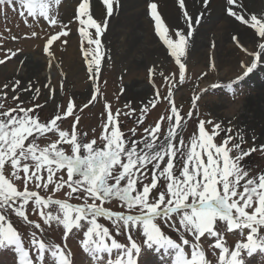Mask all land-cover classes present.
Returning a JSON list of instances; mask_svg holds the SVG:
<instances>
[{"label":"snow or ice","instance_id":"obj_1","mask_svg":"<svg viewBox=\"0 0 264 264\" xmlns=\"http://www.w3.org/2000/svg\"><path fill=\"white\" fill-rule=\"evenodd\" d=\"M61 3L62 0H0V10L6 13L10 6L15 10L18 4L23 9L19 15L29 28L43 21L59 26L60 30L47 39V45L51 46L60 37H65L61 43H67L71 31V21L66 23L60 16ZM103 3L107 17H112L114 3L118 5L119 0H103ZM202 3L207 9L209 0ZM226 4L229 16L249 25L264 38V19L256 15L246 19L239 10L234 11L231 6L242 7L238 0H226ZM149 7L156 34L179 66V83L183 84L186 64L182 57L186 56L194 25L201 23L204 13L194 18L185 8V0H178L185 29L166 24L155 2ZM74 19H78L81 26L79 36L88 45L95 46L87 70L98 75L103 59L99 37L108 28V20L98 22L93 18L90 0H81ZM87 29H95V32L89 33ZM31 36L37 37V31L33 30ZM258 48L259 51L248 52L255 58L250 65L241 62L243 75L227 85L229 91L234 92L233 86L264 59V43H259ZM45 51L54 58L55 49ZM9 52L11 56L17 54L11 49ZM84 54L86 58L89 56L87 51ZM3 63L4 60H0V64ZM20 85L21 81L16 80L12 84L5 83L3 89H10L14 93L12 99L17 100ZM31 87L22 91H29ZM212 87L216 89L221 85ZM35 91L38 95L40 88ZM171 96L169 91V102ZM38 107L41 105L5 108L0 102V250H13L18 264H47L46 254L54 264H73L71 250L66 251L69 234L82 237L80 244L91 264H140L145 248L158 254L161 264H245L246 257L257 252L264 254V174L249 177V172L241 165L243 157L255 149L239 151L230 158L231 149L213 144V137L205 133L203 121L199 123V137L192 138L190 147L182 138L177 146L174 141L181 117L175 106L171 109L173 115L167 117V133L162 138L160 123L145 127L146 135L140 139L132 138L136 128L130 129L132 135L125 137L109 114L105 134L101 137L102 146L97 145L96 139L87 141V133L78 134L75 125L71 131L62 130L58 124L62 119L59 112L50 121H42L35 113ZM72 111L69 104L66 114ZM186 115L191 117L193 113ZM137 123H143V116ZM108 124L112 125L110 130ZM215 128L219 129L220 124ZM46 133L58 134V138L52 140ZM228 139L230 137L224 144ZM62 145H67V149ZM233 147L240 150L241 146L237 143ZM202 153H206V162ZM62 189L67 199H54L55 193ZM30 214L38 215L39 222L30 219ZM12 215L32 229L27 241L14 227ZM101 219L109 221L110 226L101 223ZM42 224L49 228L53 224L62 226L64 247L42 238L45 233ZM229 233L239 237L234 247L229 246L226 239ZM119 237H124V242Z\"/></svg>","mask_w":264,"mask_h":264},{"label":"rangeland","instance_id":"obj_2","mask_svg":"<svg viewBox=\"0 0 264 264\" xmlns=\"http://www.w3.org/2000/svg\"><path fill=\"white\" fill-rule=\"evenodd\" d=\"M78 1L76 0L75 3H78ZM72 2L73 0L66 1L59 8L60 16L66 23L68 18L61 13L62 7L65 5L66 10L70 4H73ZM201 4H203L202 1ZM10 10L11 7L7 9L6 13L0 10V60H4V63L0 64V102L5 104V108H15L17 105L22 107H31L33 104L41 105V107L35 108V113L39 114L42 121H50L59 112L62 119L58 121V124L61 125L62 130L71 131L73 130V125H75L74 130L78 134L87 133V141L96 139L97 145L102 146L104 142L101 137L105 134V124H107L109 114L115 118L116 126L121 129L125 137L131 136L132 134L129 130L136 128V135L132 138L140 139L143 135H146L143 132L145 127L151 128L156 123H160L162 138V135L167 133V117L173 115L171 109L175 106L177 113L181 117L179 129L176 128L179 132L174 141L177 146H179V141L182 138L185 145L190 147L192 138L199 137V123L203 121L205 133L213 137V144L222 145L226 150L231 149L229 152L230 158L239 154V151L248 152L250 149H255L249 155L243 157L241 165L249 172V177H258L264 174V147H261L264 146V128L261 133H249L246 128L243 129L240 126L242 106L253 95L252 93L262 86L248 84V81L245 82L256 69L240 81L238 85L233 86L234 92L229 91L227 85L236 78L229 82L225 80L216 82L219 79L218 72L213 69V62L210 59V64L203 61L195 62L194 60H189V52L192 51L193 39L197 31L195 26V31L188 42L186 56L182 57V61L186 64V70L184 83L180 84L179 66L175 64L174 58L170 56L167 46L165 49L168 54L165 56L166 58L164 57L165 60L155 59L151 64L140 66L136 71L132 72L129 69L130 67L124 64L123 61L118 63V61L116 62V60H119L117 57L110 56V51L104 42L105 32L99 37L101 40L100 54L103 57L100 72L98 75L88 72L89 60L95 46L88 45L87 41L79 36L80 25L73 24V20L78 21V23L79 20L73 17L70 20L71 23H69L71 31L67 40L72 38L71 42L78 43L77 53L81 64L75 67L76 71L74 69V73L71 76H67L65 71L67 68L65 66L66 55L68 53L65 48L66 43H60L58 46L59 40H56L53 41L51 46L47 45V39L51 34H56L60 30L59 26L54 27L44 21L46 26L41 23L39 26L34 25L33 28H29L24 21L20 20L15 14H11ZM77 10L78 7L75 12H78ZM199 14L200 12H198ZM181 16V18H176V23H178L175 26L186 29L184 17L183 15ZM226 18L235 20L228 14H226ZM33 30L37 31L39 36L32 37L31 32ZM253 30L254 32L256 31L255 29ZM42 35H45L44 38ZM12 36H16L18 39L13 40L11 39ZM61 38L64 39L65 37ZM103 42L104 44L102 45ZM46 48L48 51L55 49L54 58L48 56V52L45 51ZM10 49L16 51L17 54L11 56ZM86 51L89 52L87 58L84 54ZM27 55L38 56V58L44 57L45 69L43 71L54 68L53 77L41 82L35 77L20 78L16 71L19 66H25L23 60L27 58ZM134 79L142 81L145 91L137 94L131 90ZM16 80L21 81V85L16 92L18 99L13 100L12 96L14 93L10 89H3V85L5 83L12 84ZM213 84H220L221 87L214 89L212 87ZM45 85L48 86L45 87ZM29 86H32L29 91H22V89ZM35 88H40L38 95ZM171 90L173 91L171 102H169L167 94ZM5 92H7V96H4ZM93 96L96 97L94 100L92 99ZM197 97L199 99H196ZM21 101H24V103L21 104ZM194 101L195 104L193 103ZM69 104H71L73 111L71 114H66ZM219 105H224V108L219 110ZM145 109L146 111H144ZM190 111L193 115L188 117L186 114ZM141 116H143V123H137ZM162 116L165 117L164 120H160ZM209 120L212 121L211 124L208 123ZM217 123L220 124L219 129L215 128ZM111 127L112 125L108 124L109 130ZM228 129H231V132H228ZM45 135L46 137H51L52 140L58 138V134L46 133ZM241 136L243 140L240 139ZM229 137L227 144H224V140ZM44 139L42 138V141ZM52 140L47 142L50 143ZM157 143H159V140H157ZM237 143H240V150L233 147ZM41 146H44L43 142ZM62 147L67 149L68 146L62 145ZM202 159L206 162V153H202ZM241 184H243V181H241ZM29 188L30 190L32 189L31 184ZM63 191L64 189L60 193H55L53 198L67 199L66 196L62 195ZM29 218L39 222L38 215L30 214ZM11 219L14 227L24 234L27 241V235L32 230L30 226L24 225L23 221L15 215H12ZM100 222L104 223L105 226H110L109 221L101 219ZM42 227L45 228V233L42 237L45 241L52 240L64 247L65 239L62 226L57 227L53 224L49 228L47 225L42 224ZM81 238L79 235L69 234L66 241V251L68 249L71 250L73 264H91L89 256L83 251L80 244ZM118 239L121 242L125 240L124 237H119ZM226 239L229 246L234 247L239 237L229 233L226 234ZM211 251L209 249V252ZM216 252L218 255V250ZM212 258L215 260V257ZM46 262L47 264H54L48 254H46ZM263 263L264 258L261 253L246 257L245 261V264ZM0 264H18L17 254L13 250H0ZM140 264H161V261L158 258V254L145 248L140 256Z\"/></svg>","mask_w":264,"mask_h":264},{"label":"bare ground","instance_id":"obj_3","mask_svg":"<svg viewBox=\"0 0 264 264\" xmlns=\"http://www.w3.org/2000/svg\"><path fill=\"white\" fill-rule=\"evenodd\" d=\"M75 1L73 0V4H70L66 10L65 5L62 7L61 13L64 14V17L67 16L68 21L78 14L75 9L81 0L78 3ZM201 1L185 0V8L194 18L198 16V12L204 13L201 23L194 25L197 31L194 35L192 51L189 52V60L210 64V59L214 64L213 69L218 72L219 79L216 82L223 80L229 82L243 74L241 62L246 66L253 62L255 58L249 56L248 52L258 51V44L264 43V38H260L253 28L247 24H242L234 17L235 20L226 18V8L228 7L226 0H209L207 9L204 8ZM153 2L158 5L157 11L166 24L177 25L176 18L182 17L178 0H119L118 5L114 3L112 17H107V9L103 0H90V12L93 18L98 22L105 18L108 20L104 42L110 51V56L117 57L119 60H115L118 63L123 61L132 72L140 66L151 64L155 59L165 60V56L168 54L165 49L166 45L156 34L155 22L150 16L149 5ZM238 3L242 6L240 9H237L235 5L231 7L234 11L239 10L246 19H250L251 15H256L258 19H264V0H238ZM87 31L95 32V29H87ZM169 34H172L171 27ZM173 38L175 39V37ZM64 39L61 37L58 39V46ZM71 39L67 40L65 47L68 51L65 63L67 76H71L75 67L81 64L77 53L78 43L71 42ZM44 61V57L38 58V56L27 55V58L23 60L25 66H19L16 73L20 78L35 77L40 82L49 80L53 77L55 69L49 68L43 71L45 69ZM39 69L42 70L41 75ZM133 81L131 90L134 93L138 94L145 91L140 79ZM249 83L262 86L252 93L253 95L251 94L252 96L242 106L240 126L243 129L246 128L249 133H261L264 128V59L258 62V67L248 79ZM218 108L222 110L224 105H219ZM177 128L179 129V127ZM178 129H176L177 133L179 132Z\"/></svg>","mask_w":264,"mask_h":264}]
</instances>
